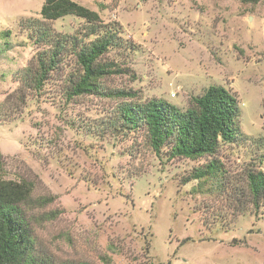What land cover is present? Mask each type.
I'll list each match as a JSON object with an SVG mask.
<instances>
[{
	"label": "rangeland",
	"instance_id": "rangeland-1",
	"mask_svg": "<svg viewBox=\"0 0 264 264\" xmlns=\"http://www.w3.org/2000/svg\"><path fill=\"white\" fill-rule=\"evenodd\" d=\"M75 1L123 41L102 57L117 71L98 93L71 94L75 50L99 35H88L92 23L47 21L44 0H0V164L34 184L38 252L53 264H103L106 254L114 264H264V205L255 210L245 182L264 170V0ZM46 26L67 42L37 92L21 74L50 48ZM212 84L237 96L239 135L214 156L224 178L188 181L213 156H170L172 141L157 154L124 109L163 98L187 110Z\"/></svg>",
	"mask_w": 264,
	"mask_h": 264
},
{
	"label": "trees",
	"instance_id": "trees-1",
	"mask_svg": "<svg viewBox=\"0 0 264 264\" xmlns=\"http://www.w3.org/2000/svg\"><path fill=\"white\" fill-rule=\"evenodd\" d=\"M241 1L256 4L261 0ZM41 14L47 21L76 15L93 24L88 35L98 33V37L75 50L82 73L72 82L71 94L100 92L101 80L117 71L115 63L102 61V57L110 48L123 46L120 33L102 24L105 25V32L101 35L99 32L103 33L104 30L100 26L103 20L99 12L75 0H44ZM42 30L41 37L50 41L51 46L38 55L35 65L26 67L21 74L23 85L37 92L64 55L67 42V36L57 35L55 38L47 26ZM75 40L76 45L78 39ZM119 93L122 96L130 95L123 91ZM241 113L237 96L223 85L212 84L202 95L193 98L192 106L187 110L166 99L153 98L144 104L128 105L124 109L123 121L135 128L139 125L138 121L142 120L157 154L172 141L170 156L190 159L213 156L207 164L196 168L188 176V181L221 180L228 171L224 163L214 156L218 154L222 142H233L239 135ZM1 166L0 264H53L48 257L38 252L36 245L30 214L39 201L33 197L34 184L26 178H7ZM245 182L249 201L258 211L264 205V170L250 168L246 171ZM103 264H114L111 256L106 254Z\"/></svg>",
	"mask_w": 264,
	"mask_h": 264
}]
</instances>
